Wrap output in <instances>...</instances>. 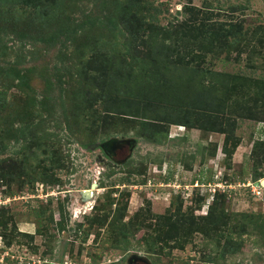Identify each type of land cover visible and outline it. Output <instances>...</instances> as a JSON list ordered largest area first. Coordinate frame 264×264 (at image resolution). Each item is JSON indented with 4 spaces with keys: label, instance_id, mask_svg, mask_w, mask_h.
I'll return each mask as SVG.
<instances>
[{
    "label": "rangeland",
    "instance_id": "1",
    "mask_svg": "<svg viewBox=\"0 0 264 264\" xmlns=\"http://www.w3.org/2000/svg\"><path fill=\"white\" fill-rule=\"evenodd\" d=\"M123 1L55 0L59 2L55 8L46 1L37 13L32 7L0 0V158L16 163L14 180L0 185V208H8L19 233L34 237L30 245L22 236L10 237L11 222L1 227L0 264H128L133 252L150 264H264V161L256 163L263 177L253 187L246 184L252 182V149L264 142V122L244 117L251 112L264 116V51L254 37L232 46V37L223 34L210 51L197 50L194 32H179L180 23L189 17L186 6L200 13L197 17L206 28L212 25L223 33L229 23H240L243 31L250 32L264 25V0H146L144 16L148 21L152 16L157 31L143 38L139 58L148 62L151 49L167 52L185 44L187 54L173 64L165 62V52H159L153 57L149 79L115 87L105 71L112 58L109 52L106 55L107 42L122 45L127 36L120 40L119 34H111L107 20ZM236 46L240 51L234 50ZM101 88L111 100L96 96L103 94ZM152 115L168 119L157 124L167 136L156 143L141 134L148 123L155 124ZM185 121L195 128L184 126ZM211 126L215 131L208 130ZM20 127L27 130L15 140ZM226 136L228 150L235 141L240 143L229 162L222 151ZM112 138L131 140L133 147L128 161L116 167L108 163L103 152L109 153L102 148ZM36 143L57 152L52 159L62 158V166L49 172L57 184L40 179L43 168L51 167L42 152L46 148L37 149ZM24 144L33 150L18 155ZM213 146L216 155L210 157ZM141 166L146 173L137 176L134 171ZM164 169L165 177L171 170L165 181ZM215 175L231 188L216 189L214 195L223 194L228 202L215 206L213 220L206 215L214 195L206 186L191 185L196 179L206 183ZM30 176L33 181L25 183ZM144 178L151 184H140ZM159 181L171 185L163 188ZM83 191H91V198L85 200ZM106 195L115 200L113 216L118 205L127 202L124 222L145 209L147 200L155 216L173 211L181 200L186 217L203 230L193 234L183 251L163 249L150 256L141 244L142 229L128 236L127 246L111 244L105 234L110 229L107 223L116 220L111 213L107 228L98 229L99 238L92 231L86 242L81 238L71 242L75 225L95 214L91 206L103 202ZM198 198L203 199L200 205ZM62 201L68 215L67 236H54L51 229L54 237L40 236L37 211L49 202L48 209L57 219L55 206ZM219 226L222 237L214 235ZM5 236L12 241L9 246ZM226 239L236 247L233 252L224 253ZM45 249L51 252L44 254ZM136 261L147 264L139 259L130 264Z\"/></svg>",
    "mask_w": 264,
    "mask_h": 264
},
{
    "label": "trees",
    "instance_id": "2",
    "mask_svg": "<svg viewBox=\"0 0 264 264\" xmlns=\"http://www.w3.org/2000/svg\"><path fill=\"white\" fill-rule=\"evenodd\" d=\"M14 3L21 7H32L37 10V13L40 11H43L44 4L47 1V4L50 2V7L55 8V6H58L59 2H55V0H12ZM53 1V2H52ZM5 2V0H4ZM186 12L189 13L188 19H185L184 22L180 23L179 32H182V34L188 35L189 33L194 32L195 39L192 41L194 45H196L197 50H205L210 51L214 43L222 34L224 37L231 36L232 41L230 43L232 46L238 42V45L240 43L244 42L247 43L250 37H254V39H257L258 43L260 44L262 50L264 51V25L258 26L257 28H254L252 31H243L242 26L240 23H229V27L224 30V32H220L219 30H214L210 25L208 28H206L202 23L200 22L199 17L197 15H200V13H194L195 8L186 6L184 7ZM147 10V4L146 0H124L123 3H121L118 7V9L115 10L113 18L110 20H107L108 23L111 25L110 27V33H116L119 34V38L121 40V37L124 38L127 36L126 40L122 42V45L119 42L115 41H108L107 45L108 51L110 53V56L112 57L110 59V63L108 67H105V71L109 75V81L110 85L112 86H122L124 82H127L128 80L132 81H143L147 78L149 79V70H152V66L154 64L153 57L155 58L159 52L163 53L162 49L160 51H155L154 49H151L149 53L151 54V58L148 62H145L143 59L139 58V55L142 54L140 51V48L143 47V38H146L152 31H157V28L153 24V18L150 17V20L148 21L147 18L144 16V12ZM205 14V13H204ZM203 16V13L201 14V17ZM206 16V15H205ZM155 33V32H154ZM167 35V34H166ZM164 36V35H163ZM250 36V37H249ZM168 37V36H167ZM170 38H176V37H170ZM206 41V42H205ZM229 44V41L227 42V46ZM187 44L182 45L180 47H169V50L165 52L164 59L165 62L171 61V63H177V59L183 60V56L187 54ZM234 50L240 51V49H237V46L234 48ZM186 51V52H184ZM160 53V54H161ZM114 60V61H113ZM206 75L211 74V72L205 73ZM203 77L205 75L202 74ZM103 88H101V93ZM108 89H106L107 91ZM97 97L99 99H109L111 100V94L109 92H106ZM131 117H136V115H129L125 114ZM151 117L156 118L153 120L154 125H149V128H144L142 131V136H145L148 138L147 140L149 142L156 143L163 135L167 136V131L162 130L164 127H159L157 124H164L162 120H168L166 117H158L155 115H152ZM248 120H257L258 122H264V116L261 117L257 114V112H251L248 115L244 116ZM174 122V121H172ZM177 124V123H172ZM184 126L192 127L196 125L189 124L188 121H185ZM195 128V127H192ZM201 129H204L203 127ZM26 127H20L19 129V137L15 138V140H18L19 138H23L24 134L26 132ZM209 131H215V128L211 126L208 128ZM106 131L104 127V132ZM223 133V131H219ZM34 142L36 141V137H31ZM30 139V141H31ZM48 139H52L51 135L48 136ZM227 143L228 139L227 136L225 137V141L223 143L222 151L225 155V160L229 162L232 160L231 158L235 154V149L239 146V140L235 141L232 144V148L230 150L227 149ZM39 148H46L47 151H42L43 155L47 158L46 160L50 163V167L43 168L41 172L40 179L44 182H50L52 184H57L58 179L52 178L51 174L49 173L50 170L52 172V169L58 166H62L60 163V159L62 158H56L52 159V155H54V150L51 151V148L47 147V145L43 146L41 143H36ZM48 148V149H47ZM31 152L33 149L31 148V145L26 146L25 144L19 149L17 152L18 155H23L26 151ZM252 159H253V167L251 169V180L253 183H257L259 179L263 177V174L258 173V168L256 163L257 162H263L264 161V142H258L255 143L253 149H252ZM210 154V157H214L216 155V147L213 146L212 151ZM18 165V164H17ZM16 167V163L12 161H4L0 158V185L1 184H10V182L13 179V169ZM187 169L191 168L189 165H186ZM137 176H143L146 173V169L144 167H140L138 171H134ZM170 174V171H168ZM25 174V173H24ZM164 176V181L169 176ZM35 177V176H34ZM51 177V178H50ZM36 178V177H35ZM24 180V179H23ZM23 180L20 181V185L22 186ZM200 180V179H196ZM212 179H210L208 182H211ZM33 181V177L26 180L25 183H31ZM195 181V180H194ZM120 182V181H119ZM123 182V180L121 181ZM136 182V181H134ZM147 182V180L142 179L140 184H144ZM163 182V181H159ZM206 182V183H208ZM165 185L170 182H163ZM164 188V187H163ZM129 196V195H127ZM179 196L177 195L175 199H178ZM65 200V199H64ZM203 199L198 198L196 200L197 205H200L203 201ZM194 201V200H193ZM226 201V196L223 194H216L214 195L213 203L209 207V211L207 212L206 219H213L216 220L214 217V208L217 206V204H221ZM50 202V201H49ZM48 202V203H49ZM150 201L147 200L145 209H140L134 213V215L127 221L124 222L125 213L127 210V202H125L122 206H119L118 204V211L115 212L113 216V212L111 207L115 205V200L111 198L110 195H106L103 199V202L99 203L98 205H95L93 209L95 210V214L85 217L83 221L80 223H77L74 229V240L71 242H75V240H78L81 238L83 242H86L88 237L91 235L92 231L96 232V239L99 238L102 234L98 232V229H101L102 227H106V221L108 217L112 216L115 217L116 220H111L109 223H107V227L110 229L106 230L105 234L109 237L111 244L115 247H120L122 245H128V236L130 234H135L137 231H140V229L143 230V234L141 237V244L142 246H145L146 252L150 255H159L158 251H163V249H167L170 253L173 250H181L183 251L188 244L189 240L193 236L194 233H197L200 230H203L200 227H197L196 224L192 225L193 221L189 220V217L186 215L188 213L183 212V202L180 200V203L173 211L171 209H168L163 215L155 216L151 213L150 208ZM195 202V201H194ZM228 202V199L227 201ZM47 202L42 205L41 208L37 211L38 216V228L36 229V233H38L40 236H47L54 237L55 235L58 236L60 233L68 232V215L65 212L64 202L56 203V209L58 211V218H54V210L48 209ZM108 210V211H106ZM46 212H49V215L45 217L44 221L45 224L41 226V222L43 217L45 216ZM110 215V216H109ZM190 216V215H189ZM12 215L9 213V210L7 207L0 208V228L6 227L8 222H11L12 229L10 231V237L15 238L17 236H22L26 238V241L32 244L34 237L33 235H28L24 233H19L17 231L16 226L13 223ZM54 234H52L51 230ZM130 229H133L131 232ZM222 229L221 226L216 227L214 229V235L223 236L222 234L218 233L219 230ZM57 233V234H56ZM3 235V234H2ZM4 236V235H3ZM214 238V237H213ZM224 238V237H223ZM5 242L8 244V246L11 244V239L7 236L4 237ZM225 239V238H224ZM81 242V243H83ZM139 242V240H138ZM140 243V242H139ZM125 246V247H126ZM73 244H70V251L72 250ZM222 247L224 248V253L231 251L233 252L232 248V240L226 239L224 240V243L222 244ZM78 251L77 254H80L81 252V245H78ZM37 248H33V252H36ZM47 251L51 252V249H45L43 251L44 254L47 253ZM215 251V249L213 250ZM154 262H158L157 260H154Z\"/></svg>",
    "mask_w": 264,
    "mask_h": 264
},
{
    "label": "water",
    "instance_id": "3",
    "mask_svg": "<svg viewBox=\"0 0 264 264\" xmlns=\"http://www.w3.org/2000/svg\"><path fill=\"white\" fill-rule=\"evenodd\" d=\"M124 145H127L130 147V151H132V144H131V140H118L116 138H112L110 140H108L107 142H105L103 145H102V148L104 149V151H113L117 148H120V147H123ZM262 187H264V180L262 181ZM92 188H96V183H93L91 185ZM91 195H92V192L91 191H83L81 192V196L85 198V200L87 199H90L91 198ZM140 260V261H143L147 264H150L149 263V260L146 258V257H141V258H138L137 257V252H133L129 259H128V264H130V260Z\"/></svg>",
    "mask_w": 264,
    "mask_h": 264
},
{
    "label": "flooded vegetation",
    "instance_id": "4",
    "mask_svg": "<svg viewBox=\"0 0 264 264\" xmlns=\"http://www.w3.org/2000/svg\"><path fill=\"white\" fill-rule=\"evenodd\" d=\"M109 155L105 152H103V154L105 155L106 157V160L108 161V163L110 162L111 165H114L115 167L116 166H119L120 164H125L127 161H128V158L131 151H130V147L127 146V145H124L123 147H120L118 149H115V150H111V151H108ZM107 163V165H108ZM171 171V170H170ZM82 206L81 207H85V204H81ZM93 207L94 206H91L90 210H93ZM84 214H86V211L84 212ZM69 232V231H68ZM68 232H66L68 234ZM66 233H63L65 236H67ZM71 240V239H69ZM111 264H117V262L115 263H111ZM132 264H144L142 262H133Z\"/></svg>",
    "mask_w": 264,
    "mask_h": 264
},
{
    "label": "built area",
    "instance_id": "5",
    "mask_svg": "<svg viewBox=\"0 0 264 264\" xmlns=\"http://www.w3.org/2000/svg\"><path fill=\"white\" fill-rule=\"evenodd\" d=\"M168 172V171H167ZM163 176L166 174L165 173V169H164V171L161 173ZM214 180H217V181H214ZM220 180V178L219 177H217L216 175H215V177H214V179H213V181L212 182H208V183H204V182H200L199 183V181L200 180H195L194 181V183L191 185L192 186V188H198L199 186H201V188L203 187V186H206V187H208V189H209V191H211L212 192V195H214V193L216 192V189H221V188H231V184L230 183H225V182H223V181H219ZM147 183H148V185H150L151 183L149 182V180L147 181ZM147 183L146 184H144V186H146L147 185ZM161 186H160V185ZM158 185L160 186V187H163V185H164V183L162 182V183H159ZM247 184V186L248 187H253L254 185H255V183H253V182H247L246 183ZM167 186H170L171 185V183H168V184H166ZM245 185V183H243V186ZM262 187V186H261ZM185 188H187V187H185ZM254 189V188H253ZM47 196V195H46ZM0 201H1V199H0Z\"/></svg>",
    "mask_w": 264,
    "mask_h": 264
}]
</instances>
